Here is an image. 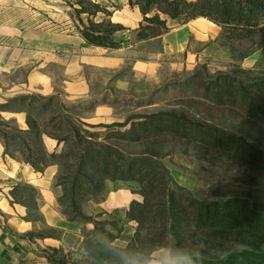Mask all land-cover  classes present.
I'll use <instances>...</instances> for the list:
<instances>
[{"label": "trees", "instance_id": "1", "mask_svg": "<svg viewBox=\"0 0 264 264\" xmlns=\"http://www.w3.org/2000/svg\"><path fill=\"white\" fill-rule=\"evenodd\" d=\"M75 14L82 26L81 37L91 46L116 50L122 43L116 33L126 28L113 23V12L98 2L86 0ZM137 8L142 21L139 40L155 37V29L167 30L168 20L187 24L206 19L222 29L223 46L235 53L234 42L248 44L247 51L235 57L243 61L264 49V0H128ZM117 9V7H115ZM99 14L104 17L96 22ZM81 15H87L84 23ZM159 34V32H158ZM252 70L209 76L202 68L183 85L196 100L223 111L222 124L191 117L172 110L132 118L121 124L101 125L94 132L71 115L59 112L55 97L19 95L0 104V113L26 115V130L8 133V121L0 123V139L6 154L18 148L23 163L37 172L59 167L56 188L61 215L71 224L81 225L83 242L78 252L51 248L45 252L49 264H137L160 245L183 249L200 246L202 264H264V201L244 197L205 201L179 186L162 163L169 140L195 144L231 159L250 163L264 172V72L250 77ZM1 125L3 127H1ZM57 141L49 151L44 137ZM141 147L132 153L128 149ZM127 189L142 198L133 200L127 219L137 224L124 248L116 241L124 231L120 220H98L102 214L85 211L89 203L101 204L111 192ZM30 194V201H18L29 215L40 221L36 189L16 186L13 197ZM92 225L91 230L86 227ZM62 231L29 233V240L55 238ZM219 243L234 245L224 255L217 253Z\"/></svg>", "mask_w": 264, "mask_h": 264}, {"label": "rangeland", "instance_id": "2", "mask_svg": "<svg viewBox=\"0 0 264 264\" xmlns=\"http://www.w3.org/2000/svg\"><path fill=\"white\" fill-rule=\"evenodd\" d=\"M83 1L86 0H0V104L19 95L54 96L59 112L95 126L91 130L94 132L105 131L99 128L101 125L124 124L135 117L172 110L219 124L223 111L196 100L187 101L194 99V92L183 84L202 68L209 76L236 69L252 70L250 77L264 72V49L239 62L235 57L250 46L234 42L233 54L229 47L223 46L220 29L196 25L197 20L184 25L169 19L167 30L155 29V37L139 40L137 29L142 16L134 21V10L125 11L128 3L123 7L115 0L92 1L113 12L112 21L121 19L126 30L115 37L122 43L121 48L91 46L81 37L82 26L75 14ZM103 17L99 14L94 20L99 22ZM80 19L86 23L88 16L81 15ZM3 120L11 122L8 133H15L12 128L27 129L25 114L1 112L0 123ZM44 143L49 151L57 147V141L47 136ZM165 149L168 154L162 163L176 183L198 199L244 197L264 201V172L250 163L184 141L169 140ZM128 150L138 153L142 148ZM5 154L0 139V165H12L15 172L18 163L24 164L18 148ZM5 166L2 168L7 177L17 186L39 189L9 173L12 169ZM60 173L59 167H52L43 175L56 197L61 194V189L55 187ZM14 199L28 202L30 194ZM93 204L85 206L87 213L96 212ZM57 212L60 213L58 204ZM105 218L113 220L110 215ZM42 231L48 233L50 229ZM216 246L217 253L222 255L228 249L238 250L234 245Z\"/></svg>", "mask_w": 264, "mask_h": 264}, {"label": "crops", "instance_id": "3", "mask_svg": "<svg viewBox=\"0 0 264 264\" xmlns=\"http://www.w3.org/2000/svg\"><path fill=\"white\" fill-rule=\"evenodd\" d=\"M115 1L123 7L127 6L128 3V0ZM133 10L135 13L134 21H139L142 16L140 11L137 8ZM125 11L131 10L128 8ZM199 19L192 20L189 23L198 21ZM112 22L122 25L121 19H118L117 22ZM189 23L184 25H188ZM220 30L222 32L221 28ZM2 166L5 165H0V186H2L0 187V264H49L45 258V252L51 248H63L66 252L80 251L83 242L82 226L67 222L61 213L57 212L58 197L53 195L50 183L45 181L46 178L43 177L52 167L47 168L44 172H37L25 163H18V169L14 172L12 165L7 166L12 169L9 173L25 179L27 184L39 187V191L37 190L39 193L38 215L41 220L35 221L30 217L27 207L15 200V197L13 198V195L10 194L14 186H17V183L10 181L9 177H7L9 175ZM7 167L5 166V168ZM31 169L33 173L30 172ZM31 176H34V178ZM25 177L28 178L26 179ZM30 177L33 179V182H31ZM47 183L48 186H46ZM133 200L141 201L142 198L132 194L127 189H120L111 192L106 201L101 204L89 203L96 207V212L88 214L94 216L102 214V217L98 218V220H106L105 216L110 215L113 220H120L122 222L124 231L116 241V245L121 248L126 247L131 241L137 226L135 222L126 219V213ZM46 228L61 230V239L45 238L29 240L24 238L29 233H38ZM92 228V225L86 227L87 230H91Z\"/></svg>", "mask_w": 264, "mask_h": 264}, {"label": "clouds", "instance_id": "4", "mask_svg": "<svg viewBox=\"0 0 264 264\" xmlns=\"http://www.w3.org/2000/svg\"><path fill=\"white\" fill-rule=\"evenodd\" d=\"M202 262L200 246L195 249H183L172 245H160L142 261H137V264H202Z\"/></svg>", "mask_w": 264, "mask_h": 264}, {"label": "bare ground", "instance_id": "5", "mask_svg": "<svg viewBox=\"0 0 264 264\" xmlns=\"http://www.w3.org/2000/svg\"><path fill=\"white\" fill-rule=\"evenodd\" d=\"M199 22H197L196 25H200V26H203V27H210L211 25L215 26L217 29H220L217 25L209 22L208 20L206 19H199L198 20Z\"/></svg>", "mask_w": 264, "mask_h": 264}]
</instances>
